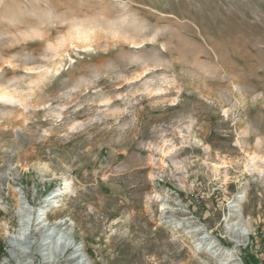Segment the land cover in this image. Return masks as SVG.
<instances>
[{
  "label": "rangeland",
  "instance_id": "1",
  "mask_svg": "<svg viewBox=\"0 0 264 264\" xmlns=\"http://www.w3.org/2000/svg\"><path fill=\"white\" fill-rule=\"evenodd\" d=\"M0 10V264H264V0Z\"/></svg>",
  "mask_w": 264,
  "mask_h": 264
},
{
  "label": "bare ground",
  "instance_id": "2",
  "mask_svg": "<svg viewBox=\"0 0 264 264\" xmlns=\"http://www.w3.org/2000/svg\"><path fill=\"white\" fill-rule=\"evenodd\" d=\"M2 2V1H1ZM20 9V8H19ZM13 10V11H12ZM15 10L14 9H11L9 12H8V9H7V14H10V15H14L16 14L14 12ZM21 11V10H19ZM53 11V10H52ZM2 11L0 10V13ZM52 13V12H51ZM18 16V15H17ZM16 18V16H15ZM12 21V20H11ZM71 23L72 24V28L74 29L73 30V36L75 37H78V38H81V39H88L89 38V34L91 32H93V27L91 26H86V27H83L81 24L75 22V21H72ZM92 23V22H91ZM96 25V24H95ZM72 36V37H73ZM60 70V68H56V72H58ZM31 94H28V98H31ZM0 103H9V104H12V103H17L18 105L24 107V108H27V107H30V105L23 101L22 100V97H20L19 95H14V94H11L9 93L8 91H5L4 89H0ZM238 238V237H237ZM236 239V238H235ZM238 240V239H237ZM237 240H234V243L239 246L241 244V241H237ZM243 242V241H242ZM92 256V255H91ZM228 257V254L227 256H225V258L227 259ZM225 260V259H224Z\"/></svg>",
  "mask_w": 264,
  "mask_h": 264
},
{
  "label": "trees",
  "instance_id": "3",
  "mask_svg": "<svg viewBox=\"0 0 264 264\" xmlns=\"http://www.w3.org/2000/svg\"><path fill=\"white\" fill-rule=\"evenodd\" d=\"M252 260H253L255 263H258L256 257H252ZM244 262H246V261H244Z\"/></svg>",
  "mask_w": 264,
  "mask_h": 264
}]
</instances>
